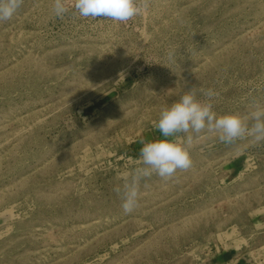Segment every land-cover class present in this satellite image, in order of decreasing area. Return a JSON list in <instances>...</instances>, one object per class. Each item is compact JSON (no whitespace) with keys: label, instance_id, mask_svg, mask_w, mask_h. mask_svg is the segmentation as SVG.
Listing matches in <instances>:
<instances>
[{"label":"rangeland","instance_id":"1","mask_svg":"<svg viewBox=\"0 0 264 264\" xmlns=\"http://www.w3.org/2000/svg\"><path fill=\"white\" fill-rule=\"evenodd\" d=\"M136 2L126 22L53 0L0 21V264H264V141L191 133L190 168L142 178L131 213L116 191L185 90L264 107V0Z\"/></svg>","mask_w":264,"mask_h":264},{"label":"clouds","instance_id":"2","mask_svg":"<svg viewBox=\"0 0 264 264\" xmlns=\"http://www.w3.org/2000/svg\"><path fill=\"white\" fill-rule=\"evenodd\" d=\"M22 3L23 0H0V21L11 20ZM70 8L83 18L105 17L117 22H126L141 12L136 0H72L71 5L66 0H53L52 14L61 18L69 13ZM205 95L207 100L198 99L196 90L191 87L161 110L154 123L161 138L143 144L140 150L143 167L137 168L131 179L116 188L121 195V207L125 213H131L138 205L139 182L142 178L155 174L167 180L177 170L191 167V133L200 134L205 130L214 132L225 143L245 136L257 142L264 141V107L257 105L247 115H218L212 104V98L217 93L209 89ZM180 133L186 134V137H178Z\"/></svg>","mask_w":264,"mask_h":264}]
</instances>
